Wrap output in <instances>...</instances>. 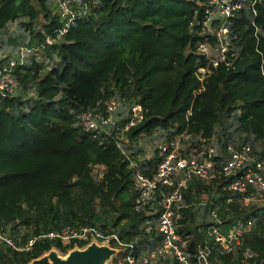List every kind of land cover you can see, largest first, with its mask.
<instances>
[{
    "label": "trees",
    "instance_id": "trees-1",
    "mask_svg": "<svg viewBox=\"0 0 264 264\" xmlns=\"http://www.w3.org/2000/svg\"><path fill=\"white\" fill-rule=\"evenodd\" d=\"M206 4L83 0L75 5L76 17L67 31L58 34L65 18L56 0H0V31L11 22L24 30L22 40L12 43L14 51L26 46L38 49L41 56L13 66L18 87L0 97V229L15 246L25 248L33 237L66 225H92L133 243L136 258L149 255L161 239L155 230L159 207L157 198L135 207L138 191L129 162L134 159L150 176L157 156L139 161L133 158L135 152L124 149L157 130L165 131L168 141L183 135L194 139L193 146L180 150L186 155L190 147L200 151L231 118L243 135L234 145L249 144L255 158L264 160V8L257 7V46L250 13L243 8L229 25L238 55L230 66L213 68L201 82L195 74L202 63L195 28ZM4 58L0 68L8 66L9 58ZM115 95L140 103L142 119L117 134L124 120L113 131L83 132L78 114L103 110V102ZM229 140L222 144L224 153ZM222 162L217 155L216 167ZM94 164L104 166L103 178L92 174ZM229 181L223 175L188 180L177 232L192 258L207 244L214 264H264V200L245 201L249 193L229 189ZM210 211L220 220L216 222ZM239 218H252L253 223L240 247L223 251L208 236V227L217 224L226 233ZM88 242L41 236L19 250L0 239V264H27L51 248L66 254ZM127 250L119 247L111 264H127ZM169 259L159 255L146 264H168Z\"/></svg>",
    "mask_w": 264,
    "mask_h": 264
},
{
    "label": "built area",
    "instance_id": "built-area-1",
    "mask_svg": "<svg viewBox=\"0 0 264 264\" xmlns=\"http://www.w3.org/2000/svg\"><path fill=\"white\" fill-rule=\"evenodd\" d=\"M58 13L65 18L64 26L58 34L67 31L69 24L75 20V5L83 0H56ZM73 6V7H72ZM264 8V0H207L203 10V16L196 21L195 33L199 37L196 42V51L201 55L200 63L195 71L199 81L203 80L212 72L213 68L220 64L230 66L236 56L238 49L231 46L230 22L239 12L246 8L249 11V22L252 35L255 38L256 46L259 41L260 26L256 22L257 7ZM81 15L85 10L81 9ZM47 41L50 42L48 38ZM257 49V48H256ZM39 59V50L36 48L19 46L15 56L9 59L8 66L0 68V97L6 93H13L18 87V81L12 76L11 68L16 64L23 63L31 57ZM204 60V63H203ZM49 69L50 66L46 65ZM143 117V110L140 103L135 101L127 102L123 96H111L103 102V110L87 109L78 114V124L83 132L93 133L109 132L116 129L121 120L125 121L117 134L125 131L129 126L137 124ZM123 138L120 137V140ZM125 140V139H123ZM204 150V151H202ZM202 156L193 154L182 155L175 140H163L155 143L152 155L157 156L153 172L150 176L142 172L138 162L131 159L129 165L134 169V185L138 191L135 199V207L141 208L157 198L159 213L156 219L155 230L160 233V241L149 255L136 258L134 255L133 243H125L115 232H104L99 227L92 225H66L58 230H51L28 240L25 248L15 246L13 240L4 235L0 229V239L13 245L15 249H28L37 237L58 238L62 242H69L73 239H89L98 244H106L118 252L119 247L127 246L128 250L124 256L127 264H146L150 259L153 261L159 255L169 257L168 264H214L210 261V250L207 244L200 245L191 257L186 241L179 235L176 229V220L180 216L183 204V188L193 177L203 180H211L218 175L230 177L228 188L240 193L247 192L245 201L254 197L264 198V160H257L249 144L240 147L233 142H225V153L217 151L210 143L200 150ZM223 158L220 167H216L215 157ZM139 161L144 158L137 155ZM92 174L96 179L103 178L104 166L94 164ZM163 187H166L164 190ZM202 196V201H205ZM216 222L219 219L216 212L210 211ZM253 223L252 218L237 219L226 233L221 232L217 224L208 227V236L218 243L223 251L229 252L233 248L240 247L243 243L244 233L249 231ZM145 230H151L147 224ZM112 243L114 246H112ZM114 254V255H115ZM247 255V253H246ZM245 264H251L246 262Z\"/></svg>",
    "mask_w": 264,
    "mask_h": 264
},
{
    "label": "rangeland",
    "instance_id": "rangeland-1",
    "mask_svg": "<svg viewBox=\"0 0 264 264\" xmlns=\"http://www.w3.org/2000/svg\"><path fill=\"white\" fill-rule=\"evenodd\" d=\"M24 30L19 27V24L17 22H11L7 25V28L5 30L0 31V59L5 60L4 57L7 59L15 56L16 51H14L15 46L12 45L13 41L14 43H19L18 40H22ZM14 36V38H10ZM6 39V43L4 45L2 44V40ZM8 39H10L8 41ZM6 55V56H5ZM48 66H51L50 63H47ZM233 122V125H232ZM222 127H219L215 133V135L210 139V141L201 147V149L205 148L209 143L215 147L217 151H223L222 144L224 143L225 138H228L231 140V142L238 143L241 141V138L243 135L235 130V122L228 118L225 120L224 124L221 125ZM165 140V131L163 130H157L153 135L147 136L143 135L141 138H139L138 142L135 143L134 147L132 149H124L127 153L135 152L136 154L133 155V158L138 159L137 155L139 154L142 158H147L148 156L152 155L155 143ZM229 140V141H230ZM175 142L177 143L178 150L180 152L181 149L193 146V142H195L194 139H190L188 136H178L175 139ZM191 143V144H190ZM196 147V146H195ZM191 148L189 150V154L196 155L197 157L202 156L199 150L196 148ZM264 149V147H263ZM204 151V150H202ZM138 153V154H137ZM204 199L206 196L204 195ZM264 198L261 197H254L252 201H257L259 203L263 202ZM54 249V248H53ZM56 250V249H55ZM57 251V250H56ZM59 254L63 255L59 251H57ZM145 256V255H144ZM141 256L140 258L144 257ZM106 264H111L110 261H107Z\"/></svg>",
    "mask_w": 264,
    "mask_h": 264
},
{
    "label": "water",
    "instance_id": "water-1",
    "mask_svg": "<svg viewBox=\"0 0 264 264\" xmlns=\"http://www.w3.org/2000/svg\"><path fill=\"white\" fill-rule=\"evenodd\" d=\"M115 252L113 247L91 241L84 247H74L63 255L51 248L27 264H106Z\"/></svg>",
    "mask_w": 264,
    "mask_h": 264
}]
</instances>
